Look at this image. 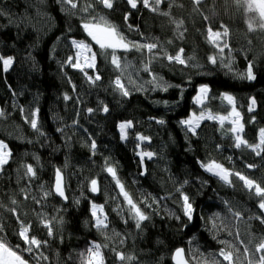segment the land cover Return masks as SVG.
I'll return each instance as SVG.
<instances>
[{
  "label": "trees",
  "instance_id": "trees-1",
  "mask_svg": "<svg viewBox=\"0 0 264 264\" xmlns=\"http://www.w3.org/2000/svg\"><path fill=\"white\" fill-rule=\"evenodd\" d=\"M87 3L93 8L86 13L80 9ZM0 9V56L13 58L7 71L0 62V140L11 151L0 171V236L13 248L19 245L17 251L28 264H82V254L94 243L101 246L104 264H173L177 247L185 249L192 264H227L219 256L221 249L233 252L234 264H257L261 253L255 245L264 237V224L256 219L264 216L259 198L237 176L227 184L202 165L215 161L264 187V153L236 148L230 122L221 126L205 118L195 135L181 124L202 111L228 115L232 106L221 98L227 93L235 98L242 117L243 138L259 142L264 128V31H249L251 14L244 0H202L198 7L193 0H165L160 11L169 16L142 4L131 9L126 0H114L112 9L95 0H78L76 9L59 0H0ZM92 16L106 17L129 41L159 47L153 53L117 50L122 64L118 70L82 27ZM173 21H183L179 30ZM210 25L213 30L228 28L229 49L221 53L208 41ZM72 40L91 46L94 69L82 72L71 66ZM180 48L186 58H193L186 65L165 58V53L175 55ZM210 56L216 57L215 64ZM250 62L255 80L242 78ZM130 70L144 85L128 84L129 95L123 96L114 81L125 80ZM85 72L101 79L92 83ZM153 76L161 87L152 82ZM202 85L210 91L199 107L194 99ZM163 86H168L166 91ZM252 98L256 104L249 111ZM37 110L39 131L30 124ZM126 122L132 126L122 139L119 125ZM146 152L153 156L141 159ZM28 165L35 176L27 174ZM109 166L148 216L140 228L116 179L107 172ZM57 169L65 177L67 202L53 190ZM93 179L98 181L97 194L91 191ZM184 195L194 209L191 220L184 215ZM93 204L107 217L103 231L94 226ZM153 218L175 233L177 246L164 247L166 256L137 239L147 233ZM21 225L29 227L30 237L47 243L25 251L28 245L18 235ZM117 253L132 259L121 261Z\"/></svg>",
  "mask_w": 264,
  "mask_h": 264
},
{
  "label": "snow or ice",
  "instance_id": "snow-or-ice-1",
  "mask_svg": "<svg viewBox=\"0 0 264 264\" xmlns=\"http://www.w3.org/2000/svg\"><path fill=\"white\" fill-rule=\"evenodd\" d=\"M60 3L67 4L72 9H76L78 7V0H59ZM95 2L103 5L106 9H112L114 0H95ZM127 4L130 6L131 9H138V5L142 4L144 8L149 9L154 13H159L164 16H169V12H161L160 5L165 3V0H126ZM202 3V0H193V4L195 6H199ZM245 4V11L251 14L249 22H248V29L249 31H254L257 27L264 31V0H244ZM93 8V3H87L83 8L80 10L83 12H89L90 9ZM3 10L0 9V15H3ZM128 19V14L125 15V20ZM208 16H204L205 21H209ZM176 24L177 29L179 30L183 24V21H173ZM82 27L87 35L91 38L92 41L95 42L99 46L101 50H103V54L110 55L111 57V64L118 70H122L121 58L117 55V50H123L125 52L136 50L143 52L146 50L148 53H153L155 49L159 47L157 43H140L137 41H129L118 29V27L112 24L106 17L104 16H92L90 20H86ZM131 27V25L129 26ZM223 31L213 30L211 25L207 28V39L210 43H212L215 47L219 49L222 53L225 48L228 47L226 42L222 43V37H227L229 34L228 28L221 25ZM181 38L183 37V33L180 32ZM171 43V41H169ZM72 45L78 49L75 62H73V58H69V63L72 67L78 68L80 71L84 72V68L94 69L96 67V53L92 52L91 46L84 41H76L72 40ZM109 50H111L109 52ZM85 53H91V55H85ZM84 56L83 64L81 63V56ZM165 58L169 62L178 63L181 65H186L187 60L193 59L192 57H185L184 56V49L180 48L175 55H168L165 53ZM209 61L215 64L216 57L210 56ZM0 62H2L3 70L7 71L11 65L13 64L12 57H3L0 56ZM253 64L250 62L247 66L246 72L243 74L242 78H246L248 80H255L256 76L253 71ZM144 71L149 72L150 67L149 65H145ZM88 80L92 83L100 80L101 77L99 74L94 76L88 75L85 72ZM152 82L156 83L157 87H161L157 82V78L153 76ZM116 88L121 92V95L128 96L129 91L125 87L124 83L121 81L119 77H117L114 81ZM164 90H167L168 86H163ZM210 89L207 85H202L199 88V93L196 97V102L198 104H203L205 99L208 97ZM223 101H226L229 105L232 106V110L228 116H216L213 115L211 112H208L207 115L202 111L199 116L195 113L191 117L186 120L181 121V124L186 126L187 131L191 132L193 135L196 134V129L200 126V122L205 118L211 120H218L223 126L225 120H229L231 127L229 131L234 134L235 136V147L241 148L246 147L251 149L256 155H261L264 153V128L259 130V142L255 144L249 143L246 139L243 138L242 133L244 130V125L241 122L242 118L240 113L236 110L235 107V98L230 94H223L221 97ZM65 100L70 99L69 96L65 95ZM256 101L254 98L251 99V105L249 107V111H253ZM23 111V109H21ZM89 112H92V109H88ZM103 111L107 112L108 108L105 106ZM3 111H0V116H3ZM31 120L30 124L33 129L39 131L38 127V110L31 113ZM231 118V119H230ZM27 119V117H26ZM159 123H164L163 120L158 121ZM131 122L121 123L119 125L121 131V138H126V129L130 128ZM141 140L148 139L147 137H140ZM91 148L94 150L96 148L95 141L92 142ZM141 159L145 156L151 158L153 153L146 152L141 153ZM11 157V151L8 149V145L0 140V171L3 170L4 165H6ZM206 171L213 173V175L219 177L220 180L224 181L227 184H231L232 181L230 179L231 176H237L241 181L244 182V186L249 189L250 191H254L256 197L259 198L258 207L259 209L264 212V187L260 184L256 183L255 181L241 175L239 172L233 173L230 172L228 169L224 168L222 165L217 164L215 161L202 165ZM248 167H253V165H248ZM107 172L112 175L114 179H116V183L120 188L121 194L123 195L125 201L129 205V210L133 213V218L136 220V227H141V222L148 219L141 209L137 206V204L133 201L131 196L125 191L124 186L120 183L119 179L116 176L115 168L109 166L107 167ZM27 174L30 176H35L36 173L33 170L31 165L27 166ZM63 177L62 173L59 169L56 170V182H55V192L60 195L64 196L63 190ZM91 191L93 193L99 191L98 181L96 179L91 180ZM47 195V193H45ZM15 203V201H13ZM15 214V209H10ZM102 207L100 208V212H102ZM183 211L184 215L188 217L189 220L192 219L193 214V207L191 202L189 201V197L187 195L183 196ZM92 215L95 218V227L98 230L103 231L104 229L108 228L107 224V217L104 216L103 218L97 212V206L95 204L92 205ZM236 217L240 216V213H234ZM18 219V217H17ZM256 219L260 221L261 224H264V216H257ZM49 227V235H52V229ZM29 227L21 225V230L19 231L18 235L23 240V242L28 245L25 251L31 252L33 250V246L37 249L40 248L42 243H47L46 241L41 242L35 237H30ZM3 231V228L0 227V232ZM19 245H16L13 248L9 243L4 239V237L0 236V264H28L22 255L19 254L17 251L19 249ZM255 251L257 253H261L258 258L257 264H264V237L260 239V241L255 245ZM248 252V249L245 248V253ZM82 264H104V258L101 253V246L99 244H93L86 250V255L82 254ZM219 256L223 258V261H226L227 264H234L233 261V252L228 251L225 249H221L219 252ZM118 259L121 261L125 259L131 260V257H125L123 253H117ZM46 259V257H44ZM173 259L176 261V264H189V262L184 258V249H177ZM213 264H220V261H214ZM251 264V261H249Z\"/></svg>",
  "mask_w": 264,
  "mask_h": 264
},
{
  "label": "rangeland",
  "instance_id": "rangeland-1",
  "mask_svg": "<svg viewBox=\"0 0 264 264\" xmlns=\"http://www.w3.org/2000/svg\"><path fill=\"white\" fill-rule=\"evenodd\" d=\"M221 31H223V30H221ZM228 36H229V34H228ZM228 36L227 37H222V43H224V42H226L227 44H228V47L227 48H225V49H229V43H228ZM76 41H78V40H76ZM79 42V41H78ZM212 44V43H211ZM213 45V44H212ZM214 46V45H213ZM215 47V46H214ZM75 48V57L73 58V62H75V59H76V55H77V51H78V49L76 48V47H74ZM218 51H219V49L217 48V47H215ZM224 49V50H225ZM92 50V49H91ZM92 52H93V50H92ZM230 54L228 55L229 57H228V60H229V66L228 67H230V64H231V57H232V55H231V51L229 52ZM85 55H91V53H85ZM80 59H81V63L83 64V59H84V56L82 55L81 57H80ZM85 68H87V67H85ZM87 69H89V68H87ZM244 74V73H243ZM242 74V75H243ZM125 80H122V78H120L121 79V81L124 83V85H125V87L128 89V84H138L140 87H143V85H144V83H143V81H139V82H137V79L135 78V75H134V73H132V70H130L129 72L128 71H126L125 72ZM198 93H199V91H198ZM209 94V93H208ZM198 95V94H197ZM197 95H196V97H197ZM196 97H195V99H194V101H195V103L200 107V106H202L203 104H198L197 102H196ZM207 100V98L205 99V101ZM204 101V102H205ZM250 105H251V103H250ZM254 108H255V106H254ZM236 110L238 111V109L236 108ZM0 111H1V108H0ZM239 112V111H238ZM207 114V113H206ZM193 114H191L189 117H191ZM197 116H199L198 114H196ZM229 115V114H228ZM228 115H225V116H228ZM217 116H222V115H217ZM188 117V118H189ZM187 118V119H188ZM242 118V117H241ZM231 119V118H230ZM184 120H186V119H184ZM225 122H230L229 120H225ZM186 127V126H185ZM3 141V140H2ZM6 143V142H5ZM9 149V148H8ZM209 163H211V162H209ZM209 163H206V164H209ZM218 164V163H217ZM205 165V164H204ZM225 168V167H224ZM96 206H97V212L98 211H100V208H101V206H99V205H97V204H95ZM101 217L103 218L104 216L103 215H101ZM142 244H144V245H146V246H148V247H150L152 250H153V252L155 253V254H160V255H163V256H166V255H168L169 254V251L167 252V251H164L163 249H164V247H167V246H169V245H174V246H177V243H176V241H175V233H174V231H172V229H171V227L170 226H168V225H166V224H164L163 222H161V221H159V220H157V219H155V218H153V219H151L150 220V222H147V233H145V234H140L139 236H138V238H137Z\"/></svg>",
  "mask_w": 264,
  "mask_h": 264
},
{
  "label": "water",
  "instance_id": "water-1",
  "mask_svg": "<svg viewBox=\"0 0 264 264\" xmlns=\"http://www.w3.org/2000/svg\"><path fill=\"white\" fill-rule=\"evenodd\" d=\"M61 173H62V172H61ZM62 177H63V181H62V183H63L64 196L62 197V196L58 195V194L55 192L56 173H55V178H54V186H53V190H54V193H55L56 196H58L59 198H61V199H63L64 201L67 202L68 198H67V195H66V190H65V177H64V174H63V173H62ZM97 193H98V192H95V194H97ZM177 249H184V248H183V247H177V248L172 252L171 260H172V263H173V264H176V261L173 259V257H174V254H175V252H176ZM184 258L189 262V264H192V263L188 260V258H187V255H186L185 249H184Z\"/></svg>",
  "mask_w": 264,
  "mask_h": 264
}]
</instances>
